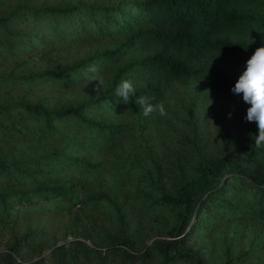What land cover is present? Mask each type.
<instances>
[{
	"label": "trees",
	"instance_id": "16d2710c",
	"mask_svg": "<svg viewBox=\"0 0 264 264\" xmlns=\"http://www.w3.org/2000/svg\"><path fill=\"white\" fill-rule=\"evenodd\" d=\"M261 46L264 0H0V235L22 212L103 201L118 225L105 239L122 264H207L186 247L192 234H217L218 264H264L258 126L216 152L202 137L209 92L220 108L222 93L244 102L231 88ZM93 65L104 78L97 92L87 81ZM125 79L136 90L127 103L114 94ZM174 82L188 94L173 114V146L158 157L149 135L156 113L144 117L136 101L165 104ZM110 149L134 188L127 205L117 178L107 196L87 192ZM143 218L158 233L134 257ZM37 233L8 239L0 264H36L16 256ZM71 243L67 264H78V252L92 249Z\"/></svg>",
	"mask_w": 264,
	"mask_h": 264
},
{
	"label": "rangeland",
	"instance_id": "374dc122",
	"mask_svg": "<svg viewBox=\"0 0 264 264\" xmlns=\"http://www.w3.org/2000/svg\"><path fill=\"white\" fill-rule=\"evenodd\" d=\"M207 89H212V93L218 95V91L214 88L208 87ZM170 90L172 93L170 91L164 100L167 115L153 114L149 125V135L152 139L151 148L158 157L166 155L170 145L173 146V133L179 127L177 121L173 118V114L175 117L178 106L184 104V97L188 94L187 90L178 82L172 83ZM188 90L193 93L195 86L189 83ZM66 92L63 89L58 94L65 99ZM209 94L210 97L207 99L204 110L205 120L202 137L206 150L216 152L221 151L226 142L234 145L239 140L245 139L252 122L245 119L249 106L244 102H238L236 99L234 100V97H232L233 99L228 98L225 93H222L221 96H223L218 98L222 103L220 108L212 100V94L210 92ZM106 157L108 168L102 170L96 180L86 187L88 195L91 197L109 195V192L114 190V183L111 180L117 178L119 189H122L121 193H126L129 197L134 193V188L131 187L125 170L115 159L116 154L110 149ZM129 200L130 197L126 198L125 205L129 203ZM102 202L98 201L95 204H90V206H76L67 210L40 208L22 212L14 224L4 228L0 235V250H4L9 244L8 239L17 238L20 240L24 233L36 231V233L38 232L36 237L29 238L27 247L16 256L17 261L25 263L36 261V264H57L60 262L67 264L70 256L76 252L74 245L71 243L76 240L83 242L92 249L85 256L78 252L79 256L76 260L78 264H122L121 251L115 247L112 248L105 239L106 235L116 236L118 225L112 216L111 210L105 207V203ZM137 213L136 211L133 212V214ZM139 226L142 227L140 238L131 252L134 257H137L142 246L149 244L154 235L158 233V229L151 227L145 218L140 221ZM226 231H229V229L225 228ZM242 233L243 236H241L245 241L248 232L244 229ZM224 237L228 238L229 236ZM219 242L217 234L207 239L198 234H192L187 238L186 247L197 251L207 264H218L221 258ZM239 242L241 243V240ZM258 242L261 243L255 241L254 244L257 245ZM59 245H63V249H56ZM258 252L264 253V247ZM246 262L241 264H247ZM131 264H138V261L134 258ZM151 264L156 263L152 262Z\"/></svg>",
	"mask_w": 264,
	"mask_h": 264
},
{
	"label": "clouds",
	"instance_id": "9594fccd",
	"mask_svg": "<svg viewBox=\"0 0 264 264\" xmlns=\"http://www.w3.org/2000/svg\"><path fill=\"white\" fill-rule=\"evenodd\" d=\"M87 76L88 84L96 81L94 91H99V85L104 83L103 76L93 65L90 66ZM135 88L130 80H123L115 89V96L122 98L127 103L130 97L135 95ZM233 94H242L243 101L250 105L246 111V121L255 122L258 126V135L255 136V146H264V46L255 49L253 54L246 61V67L238 80L231 88ZM142 108V115L150 117L153 113L166 116L167 112L163 102L152 103L150 98L141 96L136 101Z\"/></svg>",
	"mask_w": 264,
	"mask_h": 264
}]
</instances>
